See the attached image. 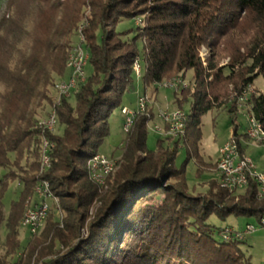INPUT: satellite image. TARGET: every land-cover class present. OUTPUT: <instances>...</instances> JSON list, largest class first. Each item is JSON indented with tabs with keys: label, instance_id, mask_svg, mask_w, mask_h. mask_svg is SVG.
Listing matches in <instances>:
<instances>
[{
	"label": "trees",
	"instance_id": "obj_1",
	"mask_svg": "<svg viewBox=\"0 0 264 264\" xmlns=\"http://www.w3.org/2000/svg\"><path fill=\"white\" fill-rule=\"evenodd\" d=\"M23 1L24 17H12L0 37V228L4 224L6 231L0 240V264H30L33 258L42 264H251L240 248L243 241L225 240L223 229L208 220L259 221L264 196H257L252 181L243 191L229 192L219 180L210 181L204 193L191 194L184 166L193 158L200 173L212 167L198 155L199 126L208 111L224 107L227 86H234L237 98L264 77V0ZM138 19L141 26L117 29L123 21ZM242 20L254 26L244 53L230 54L229 63L218 68L221 39ZM78 34L81 41L72 49L70 39ZM204 47L209 57L202 63ZM77 48L86 51L84 70L89 64L92 74L70 91L74 105L66 99L52 103L56 126H63V133L42 130L33 105L37 100L51 104L49 88L55 78L64 80L66 72L68 77ZM136 62L140 76L144 67L145 89L175 77L185 81L191 72L188 86L173 94L179 111L192 100V114L185 113L182 137L158 140L156 149L149 151L146 124L152 117L138 113L125 133L118 170L100 187L91 181L87 164L109 135L112 110L134 91ZM252 94L248 108L264 138V94ZM232 137L243 155L245 137L237 135V128ZM44 143L49 168L40 172ZM180 149L187 159L177 168ZM25 155L33 159L30 174L19 166ZM42 179L58 207L47 215L42 239L30 236L34 238L26 245L24 259L14 262L21 248L23 202ZM11 181H18L22 190L5 216L2 197ZM56 243L61 250H54Z\"/></svg>",
	"mask_w": 264,
	"mask_h": 264
},
{
	"label": "rangeland",
	"instance_id": "obj_2",
	"mask_svg": "<svg viewBox=\"0 0 264 264\" xmlns=\"http://www.w3.org/2000/svg\"><path fill=\"white\" fill-rule=\"evenodd\" d=\"M26 10V2H24L23 0H0V37H2L3 35L4 28H7L13 22L12 17H15L16 15H18L20 18L24 17ZM83 12L88 15L87 10L84 9ZM84 21L85 19L82 20V22ZM137 26H141L140 19L134 22L123 21L117 29L119 31H124L127 28L133 27L134 29ZM253 32V23L250 20H242L237 23L235 29L231 31L227 37L221 39V46L218 49L219 53L215 58V62L218 68L224 67L229 63L230 54L237 53L238 50L240 54L244 53V44L247 43ZM70 40L73 42L72 49L74 47L79 46V43L81 41L79 38V34L74 35L73 37H71ZM203 49L204 59H207L209 57V53L207 52V49L205 47ZM83 72L84 78L89 77L92 74L91 66L88 64ZM69 73L70 72L68 70V77L66 72L64 80L55 78L53 84L55 85L56 83L58 84V82L60 81H66L69 78ZM143 75L144 67L142 66L141 76L140 78L137 77L134 91L126 93L123 97L120 106L112 110L108 119L109 135L103 141L102 145L98 150V155L105 156V160L112 161L114 172L118 170L116 161L120 159L122 149L125 144L126 135L128 134H125L126 130L123 129L124 116L121 114L122 108L134 110L138 98H148V104L144 114H146L148 117H150L151 115L152 117L146 124V148L149 151H154L156 149L158 140L168 138V136L164 135L165 125L161 118H159L160 114H169L178 110V106L175 103L173 91L164 88H157L156 86L145 89L142 83ZM191 78L192 73L188 72L186 74L185 81L182 78L181 80H183V82L188 86V82L191 80ZM54 85L49 88V98L51 104L50 102L47 103L45 101L37 100L33 105V108L36 107L34 110L36 111L37 122L46 120L48 114L51 112L52 103L54 101V98L56 97ZM251 88L253 91L252 95H254L255 92L264 94V77L260 76L256 78L252 83ZM234 92V86L228 85L227 98L223 103L224 107L213 108L201 118V125L199 126L201 140L198 145V155L201 158L203 164L212 167L208 169H203L200 173L198 171L196 160L193 158H191L184 166L183 164L187 159L186 152L183 149H180L178 151L175 165L177 168H181L182 166H184L185 182L187 185V189L191 194L204 193L207 190L208 183L210 181L219 180V175L217 174L218 172L215 167V163L217 166V160L219 159V151L232 138L234 128H237L238 136H244L243 134L246 127L245 118L241 115H236L234 117L235 108L233 107L234 105H232V103H235L237 101L236 98H233ZM62 99L66 98L64 97ZM66 100H68L71 105H74L75 99L73 93L70 95L69 98L67 97ZM191 103L192 100H189L188 103H185L182 106V110L188 116H191L192 114ZM230 108H232V113H229ZM156 129H159L160 131L157 133ZM56 132L61 135L63 133V126H60L59 124L57 126L55 125L52 130V133ZM261 143L262 142L255 143L247 139L241 140V144L244 149V156L252 161L253 166L255 167L258 173H264V144ZM166 144L168 143L166 142ZM10 160L13 162V155H10ZM32 162L33 159L31 157H28V155H25L22 161L20 162V169L23 170V172L30 174L29 164H31ZM113 171L111 174L114 173ZM12 172L16 174H22V172L16 169L15 167H12ZM35 186L33 187L32 192L27 196V198L23 202V212L21 214L20 220L22 219L23 214L28 205L31 206L38 204V198L35 193L33 194L34 188H37ZM21 190L22 186L19 185L18 181L8 182L2 197V203L4 208L3 210L5 216L7 215L11 204L18 202ZM47 204L50 205L49 212L56 211L55 208L57 207V205H54L53 201H48ZM44 223L45 222H43L41 229H39L34 234H30V236L34 235L35 239L41 240V234L45 228ZM208 223L218 229L234 228L235 230H240L241 228H245L246 224H253L257 226V230L255 232L245 237L243 243L240 245V248L245 253V255L250 258L251 264H264V227L259 224V221H256L253 218L235 219L233 217H229L225 221H220L214 216H212L208 220ZM5 233V225L3 224L0 228V240L2 242L4 241ZM18 233V240L21 244V248L15 252V254L13 255V259L10 258L14 262L24 259L25 254H27L28 251L26 245L29 240L33 241L32 238H34L30 237L25 230H22L20 228V224L18 225ZM61 248L62 247L59 246L58 243H56L54 250L58 251L61 250ZM1 254H3V249H0V255ZM49 259L47 258L46 261H49ZM30 264H42V262L34 260L33 258Z\"/></svg>",
	"mask_w": 264,
	"mask_h": 264
},
{
	"label": "bare ground",
	"instance_id": "obj_3",
	"mask_svg": "<svg viewBox=\"0 0 264 264\" xmlns=\"http://www.w3.org/2000/svg\"><path fill=\"white\" fill-rule=\"evenodd\" d=\"M203 51H204V49L202 48V51L200 54V58H201L202 63L205 62ZM86 60H87V56L86 55L84 56V52L80 48H77L73 51V54H72L70 61H69V64H68V67L70 69V76H69L67 81L59 82L56 85V87H55L56 97L54 98L55 103H59V101L65 97V92L67 94V97H69L70 91L72 89H74L79 82L84 81L85 78H84V72L83 71H84V67L86 64ZM82 63H83V67H81L82 80H80L79 71L75 70V66H77V64H82ZM135 67L137 68V71H138V72H136V75L139 77L140 76V65L138 62L135 63L134 69H135ZM164 83L167 86H174V85L180 83L181 85H178V89H180L181 87L182 88L186 87V84L180 78L175 77V78H172L169 80H164L161 83L157 84L156 85L157 88H164ZM63 84H69V85H65V89H64ZM249 90H248V86H247L241 92V94L239 96H237L236 99L238 101V98H240V102L246 104V108L242 109V115H250V117H252L253 127H250V133L248 130L245 129L243 135L245 136V138L247 140L253 141L255 143L256 142L259 143L262 141L261 126L258 123V121L254 118L253 114L249 111L248 96L251 93H253L251 86H249ZM233 98H235V97H233ZM139 101L142 104H140V106H138V113H145V110H146V107L148 104V100L145 97H140ZM171 115H180V111L176 110V111L172 112ZM159 118H161V120L163 121L162 115H160ZM185 122H186V115L183 114V122H180V131H178V138L182 137L185 133ZM132 124H133V121H131V123L126 124L125 130L126 131L129 130L131 128ZM55 125H56V115H55L54 111H51L48 114V117L46 120L39 121L38 128L45 130V131H52L53 128L55 127ZM165 127H177V120L165 119ZM157 130H159V129H156V132L158 133ZM164 132H165L164 135H166L168 137L177 138V131L176 130H169V128H165ZM230 141H231V139H230ZM227 143L220 149V152H229V144H227ZM237 146H238V144H237ZM46 149H47V147H46V144L44 143L42 153H41L40 172H43L44 170L49 168V158L47 156V150ZM247 160H250V159L247 158ZM93 162H97V156H95L94 159L89 161L87 164L90 179H91V181H93L94 183L97 184V178L95 176H93L91 173V171H93ZM221 163H223V156H220V154H219V159L217 160V166H216V169L218 172L217 174L219 175V181L223 187L230 189V183L234 182V174L233 173H237V166H230V172L229 171H223L220 167ZM108 165H109V168H107L106 172L101 173V178L99 181L100 187L105 186L106 178L113 171V164H112L111 160H101V167H108ZM252 172H257L253 165H252ZM247 185H248V182H240V189L246 188ZM43 190H45V192H50L49 184L45 181L38 184L37 188L34 189V193L36 194L38 199H43ZM262 196H264V194L259 195V197H262ZM51 197L53 199L54 205H58V200L56 198H54L52 193H51ZM37 206H38V204L27 206V208L23 214V217L20 220V228L22 230L25 229L26 222L31 220L32 213L35 212V208H37ZM49 209H50V205L47 204V210L41 212L42 223L39 224V227L37 228V230H33L32 234L36 233L39 229H41L43 222H45V220H46ZM223 238L225 240L233 239V238H226L225 236ZM237 240H240V239H237Z\"/></svg>",
	"mask_w": 264,
	"mask_h": 264
},
{
	"label": "built area",
	"instance_id": "obj_4",
	"mask_svg": "<svg viewBox=\"0 0 264 264\" xmlns=\"http://www.w3.org/2000/svg\"><path fill=\"white\" fill-rule=\"evenodd\" d=\"M86 55V51L84 50V56ZM81 67H83L82 64H77L75 66V70L79 71V77L80 80H82L81 76ZM137 68L135 67L134 73L136 75ZM65 85L69 84H63L64 89ZM178 85L176 84L174 86H167L164 83V89L170 90L174 92H178ZM249 90V85H248ZM250 91V90H249ZM251 92V91H250ZM65 98L67 99V94L65 92ZM139 99L136 102V107L134 110H129L126 108L121 109V114L124 116V123H123V129H125L126 124L131 123V121H134L135 116L138 115V106H140ZM235 108L234 117L236 115H241L245 118L246 127L245 129L249 131L250 133V127H253L252 123V117L250 115H242V108H246L245 103L240 102V98H238V101L235 103H232ZM183 114H185L184 111H181L180 109V115H171V113H161L160 115L163 116V123L165 125V119H175L177 120V127H165L169 128V130H176L177 131V138H172L174 140L179 139L178 138V131H180V122H183ZM158 132L160 130H157ZM229 144V152H220V156H223V163H221V169L223 171H229L230 172V166H237V173L234 174V182L230 183V189H227L230 191H243L244 189H240V182H248L252 181L257 188V196L260 194H264V173H258V172H252V161L247 160V157L242 155L240 152V147L237 146V139L231 138V141L228 142ZM105 156L97 155V162H93V171H91L92 175L97 178V185L99 186V181L101 178V173L106 172L108 167H101V160H105ZM46 182V180L42 179ZM53 201L51 197L50 192H45L43 190V199H38V206L35 208V212L32 213V218L28 222H26L25 225V231L30 234H32L33 230H37L39 227V224L42 223L41 219V212L47 210V202ZM58 207V206H57ZM259 224L264 227V217H262L259 220ZM257 230V226L253 224H246L245 228H242L240 230H235L234 228H224L222 231V236H225L226 238H233V239H240L243 241L246 236L250 235L251 233L255 232Z\"/></svg>",
	"mask_w": 264,
	"mask_h": 264
},
{
	"label": "crops",
	"instance_id": "obj_5",
	"mask_svg": "<svg viewBox=\"0 0 264 264\" xmlns=\"http://www.w3.org/2000/svg\"><path fill=\"white\" fill-rule=\"evenodd\" d=\"M139 99V98H138Z\"/></svg>",
	"mask_w": 264,
	"mask_h": 264
}]
</instances>
